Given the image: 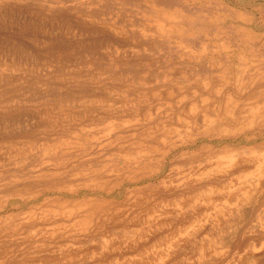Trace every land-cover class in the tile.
Listing matches in <instances>:
<instances>
[{"label": "rangeland", "instance_id": "1", "mask_svg": "<svg viewBox=\"0 0 264 264\" xmlns=\"http://www.w3.org/2000/svg\"><path fill=\"white\" fill-rule=\"evenodd\" d=\"M0 264H264V0H0Z\"/></svg>", "mask_w": 264, "mask_h": 264}]
</instances>
